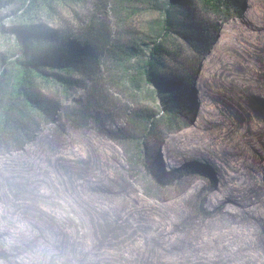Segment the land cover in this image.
I'll use <instances>...</instances> for the list:
<instances>
[{
	"label": "rangeland",
	"instance_id": "rangeland-1",
	"mask_svg": "<svg viewBox=\"0 0 264 264\" xmlns=\"http://www.w3.org/2000/svg\"><path fill=\"white\" fill-rule=\"evenodd\" d=\"M25 2L0 0L2 107L22 29L94 21L115 51L97 121L68 114L92 86L78 74L68 89L37 81L55 119L0 109V264H264V0H40L29 15ZM157 44L162 75L192 77L172 125L142 74Z\"/></svg>",
	"mask_w": 264,
	"mask_h": 264
},
{
	"label": "trees",
	"instance_id": "trees-1",
	"mask_svg": "<svg viewBox=\"0 0 264 264\" xmlns=\"http://www.w3.org/2000/svg\"><path fill=\"white\" fill-rule=\"evenodd\" d=\"M216 1L217 4H220L221 0ZM44 2L48 5L47 1ZM208 2H212V0H208ZM40 4V0H26L23 3L24 6L27 5L25 12L28 15ZM239 12H241L240 9ZM18 33L25 53L22 57L10 62L16 72V79L11 90L6 93L8 109L2 105H0V109L14 110L21 119V126L27 125L24 124L25 121L27 123L34 122L31 116L32 111L41 117L55 119L59 106L38 93L36 90L37 81H58L68 89L74 85H81L79 80H74L71 76L78 74L82 77L81 81L87 79L92 82V86L87 89L84 100L77 101L76 106L70 109L68 114L79 127H83L91 121H97L94 108L98 106L99 100L96 94L99 84L95 82L99 80L102 57L108 51L111 54L115 51L110 49L111 35L103 34L97 29L94 21L79 27L78 35H65L44 29L40 25L22 29ZM201 42L204 43V46H208L210 43L204 36ZM132 53L130 51L128 54ZM166 53L162 44L155 45L150 52L149 60L142 66V74L147 81L153 82L161 91V104L165 112L160 118L167 125H172L176 120L178 109H180L177 100L191 92L192 77L186 79L179 72L162 75L159 66H161V61ZM194 65L195 63H191V69H196V65L195 67ZM0 102H3L2 98H0ZM153 119L154 116L147 118L151 125L155 123ZM202 167L205 169L204 166ZM206 204L207 201L201 199L198 208L201 214L209 216L205 209Z\"/></svg>",
	"mask_w": 264,
	"mask_h": 264
}]
</instances>
